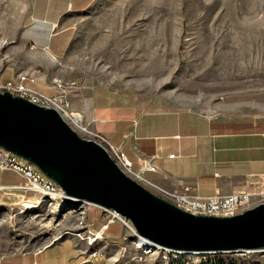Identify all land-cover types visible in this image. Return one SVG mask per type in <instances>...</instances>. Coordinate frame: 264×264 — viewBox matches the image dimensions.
Here are the masks:
<instances>
[{
    "label": "rangeland",
    "instance_id": "374dc122",
    "mask_svg": "<svg viewBox=\"0 0 264 264\" xmlns=\"http://www.w3.org/2000/svg\"><path fill=\"white\" fill-rule=\"evenodd\" d=\"M32 6L0 0V80L34 74L51 94L65 91L75 112L96 84L135 93L147 110L207 115L264 95V0H94L62 18L70 45L47 60L22 39ZM21 184L0 188L4 264H264V251L152 248L130 221L109 223L97 205L54 200L24 176Z\"/></svg>",
    "mask_w": 264,
    "mask_h": 264
},
{
    "label": "crops",
    "instance_id": "0c3cea01",
    "mask_svg": "<svg viewBox=\"0 0 264 264\" xmlns=\"http://www.w3.org/2000/svg\"><path fill=\"white\" fill-rule=\"evenodd\" d=\"M93 1L33 0L22 39L41 48L45 59L61 57L72 38L69 27L62 28V18ZM29 75L32 88L52 93L43 78ZM257 97L263 101L231 102L207 115L186 108L147 110L135 93L96 84L76 109L93 130L126 154L132 170L142 173L140 183L152 192L170 199L189 187L194 194L211 197L264 190V95ZM145 159L156 169L143 170ZM6 171L19 175L11 169L0 171V188L22 185L21 175L19 182H9ZM6 258L0 257V264Z\"/></svg>",
    "mask_w": 264,
    "mask_h": 264
},
{
    "label": "water",
    "instance_id": "95a60500",
    "mask_svg": "<svg viewBox=\"0 0 264 264\" xmlns=\"http://www.w3.org/2000/svg\"><path fill=\"white\" fill-rule=\"evenodd\" d=\"M0 148L61 187L65 201L114 210L153 247L187 253L264 251V202L234 216L194 215L126 174L55 108L0 92Z\"/></svg>",
    "mask_w": 264,
    "mask_h": 264
},
{
    "label": "built area",
    "instance_id": "2783aa9c",
    "mask_svg": "<svg viewBox=\"0 0 264 264\" xmlns=\"http://www.w3.org/2000/svg\"><path fill=\"white\" fill-rule=\"evenodd\" d=\"M29 79L30 78L27 74L22 73L10 79H5L3 81L0 80V92H11L14 95L22 96L37 105L55 108L79 135L80 133L87 134L89 137L88 139H92L101 144L126 174L131 175V177L133 176V178L139 182L141 181L142 173H135L132 170V162L124 152L111 144L102 133L93 129H88L84 115L81 112H75L72 110L71 101L65 91H57L50 95L44 94L32 88L28 84ZM6 169H11L24 176L31 189L41 192L54 200L65 201L66 195L60 186L45 177L30 163L16 157L5 149L0 148V171ZM144 169L155 170L156 166L152 163L151 159H145L143 161V170ZM258 199L260 200V203L264 202V190L254 193L235 192L226 196L216 194L211 197H202L192 193L190 188L186 187L184 192L176 193L168 200L182 210L194 215L234 216L256 206L255 203ZM106 211H108L110 215L109 223L120 221L129 226V220L116 211Z\"/></svg>",
    "mask_w": 264,
    "mask_h": 264
},
{
    "label": "bare ground",
    "instance_id": "6f19581e",
    "mask_svg": "<svg viewBox=\"0 0 264 264\" xmlns=\"http://www.w3.org/2000/svg\"><path fill=\"white\" fill-rule=\"evenodd\" d=\"M130 227V226H129ZM140 240L142 241L143 244H147L148 246L152 247V248H155L152 246V244H150L148 241H146L145 239L143 238H140Z\"/></svg>",
    "mask_w": 264,
    "mask_h": 264
},
{
    "label": "trees",
    "instance_id": "16d2710c",
    "mask_svg": "<svg viewBox=\"0 0 264 264\" xmlns=\"http://www.w3.org/2000/svg\"><path fill=\"white\" fill-rule=\"evenodd\" d=\"M115 223V222H114ZM109 228H110V225H109Z\"/></svg>",
    "mask_w": 264,
    "mask_h": 264
}]
</instances>
